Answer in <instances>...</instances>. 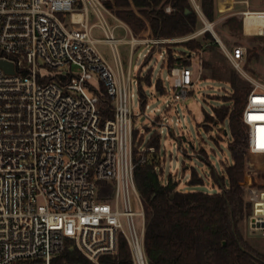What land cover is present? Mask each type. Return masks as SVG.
<instances>
[{
  "label": "built area",
  "instance_id": "1",
  "mask_svg": "<svg viewBox=\"0 0 264 264\" xmlns=\"http://www.w3.org/2000/svg\"><path fill=\"white\" fill-rule=\"evenodd\" d=\"M107 1L0 0V60L14 65L12 75L0 68V264H73L59 260L69 245L86 259V263L74 264H105L102 259L117 253L122 238L135 264H146V216L135 170L157 151L155 147L141 148L138 157L134 156L137 129L131 61L138 41L134 37L129 41V69L125 70L117 50L122 40L115 38V27L107 21V16H112ZM192 2L205 29L184 41L213 33L233 67L250 80L244 69L247 50L226 47L201 5ZM91 10L99 20L94 25ZM252 14L264 12L242 13L245 36V20ZM95 28L104 32V39L93 35ZM169 42L152 41L160 45ZM101 43L112 48L114 66L99 50ZM185 62L177 60L166 81L161 80L163 93L156 90L154 94L166 98L165 110L150 109L148 95L144 113L136 118L144 115L165 127L169 112L195 99L201 72L195 76L192 65ZM42 66L48 75L41 74ZM95 78L104 92L93 85ZM105 96L114 114L103 122L101 102ZM149 109L161 114L147 115ZM261 117L264 85L254 82L241 120L247 136L241 186L252 207L247 217L249 229L264 237ZM181 124L177 120L176 126ZM104 182L111 191L106 186L102 196ZM132 193L141 205L140 212L135 211ZM121 199L124 210L119 205ZM136 217L142 220L140 231Z\"/></svg>",
  "mask_w": 264,
  "mask_h": 264
},
{
  "label": "trees",
  "instance_id": "2",
  "mask_svg": "<svg viewBox=\"0 0 264 264\" xmlns=\"http://www.w3.org/2000/svg\"><path fill=\"white\" fill-rule=\"evenodd\" d=\"M105 4L135 35L150 29L156 39H174L192 34L197 29L199 16L191 0H110ZM168 6L171 7V13L165 11ZM201 7L208 20L214 22L217 13L215 0H201ZM188 10L190 13H187ZM205 35L212 34L206 32ZM212 41L215 43L214 37ZM187 48L196 52L193 49L201 50L204 44L191 40ZM167 53L169 58L166 66L170 70L179 59L170 48ZM216 79L220 80L218 77ZM142 81L152 86L151 75L138 81L139 101L144 108L148 94L143 89ZM226 81L233 91L227 100L232 106L229 104L215 109L214 115H205L207 123L229 120L233 137L229 146L233 165L226 168L223 175H218L215 170L212 172L214 182L220 187L219 192H181L178 183L172 178L167 183L161 180L158 172L161 167L159 138L151 139L147 144V147H155L157 152L136 167V183L146 216V264H264V256L249 245L238 225L252 211L241 187L247 147V136L241 120L253 87L236 72L229 73ZM155 86L156 90L163 93L160 80ZM113 114L110 99L103 97L102 121L112 118ZM201 154L204 159L207 158L205 150ZM203 182L194 171L190 184L199 185ZM106 186L111 191V186L101 183L102 196L107 191ZM59 260L60 263H86L85 257L71 245ZM102 262L135 264L129 245L123 238L120 239L117 253L104 257Z\"/></svg>",
  "mask_w": 264,
  "mask_h": 264
},
{
  "label": "rangeland",
  "instance_id": "3",
  "mask_svg": "<svg viewBox=\"0 0 264 264\" xmlns=\"http://www.w3.org/2000/svg\"><path fill=\"white\" fill-rule=\"evenodd\" d=\"M169 8L170 11H168ZM223 8L226 9L227 5L223 6ZM252 9L260 10L254 7H252ZM165 11L171 13V7H166ZM110 12L112 16H107V21L111 27H115V38L122 40L117 45V50L119 51L125 70L129 69L131 53L129 41L132 40V37L138 41L136 50L132 54L131 61L132 108L135 116L134 126L137 129L134 134L135 158L138 157L141 148L147 147L151 139L159 138L161 144V167L158 172L161 180L167 183V180L172 178L174 182L178 183L179 189L182 187L183 190H189L191 192H204L210 194L219 192L220 187L214 182L212 172L215 170L218 175H223L226 168L233 165L234 161L229 149L233 137L230 131L229 120L225 122L218 121L216 123H207L205 122V115H214L215 109H220L229 104L232 106L231 103L227 102L228 98L233 94L231 86L226 81L229 73H238L250 87H253L254 82L264 85V36H245L242 29L243 16L233 15L231 11L216 13L213 22L215 23L214 32L225 46L229 49L242 46L247 50L244 69L251 78L248 80L233 67L216 39L215 43L212 41L213 37L215 38L213 33L210 32L212 35L203 34L193 39L202 42L204 44L203 49H193V51L196 52H192L187 48L191 40H184H186L188 36L205 29V25L199 18L197 29L194 33L184 37L165 39L171 40V42L167 43L169 45H160L152 43V41L157 39L153 37L150 29L139 35H135L126 24L129 27L127 30V26L124 25L125 23L123 22V24L112 10H110ZM97 23H99V20L91 10V24L94 25ZM93 35L96 38H105L104 32L100 30V28H95ZM98 47L103 56L114 66L115 57L112 48L103 43ZM168 48L171 49L178 59L183 58V60L189 62L188 65H192L195 76H198L199 72H201V80L195 87V99L190 98L186 101V106H181L169 112L166 117V119L169 120V124H165V127H160L159 124L152 123L144 115L136 118L137 115L144 113L139 101L138 81L141 78L143 80L148 75H151L152 86H148L144 81H142V86L145 92L151 97L149 100L150 109H160L161 112H163L165 110L166 98L154 94L156 92L155 85L157 81H166V78L169 76V71L166 66L169 58L167 53ZM149 51H151V53L148 55L147 60L145 55H147ZM163 51H166L165 56L164 54L161 55ZM191 53L195 54L192 55V59L188 60ZM187 62L185 63L187 64ZM48 73V70L42 66L41 74L46 76ZM217 77L220 80L216 79ZM92 83L96 88L102 89V92H104L98 78H95ZM170 84L171 83L167 81L169 87ZM200 93L202 95H200ZM150 109L146 110L147 115L155 117L161 114H152L150 113ZM177 120H180L182 124L176 126ZM171 126L174 130L170 129ZM160 132L161 136L159 135ZM203 150L207 153V158L205 159L201 154ZM194 171L202 178L204 181L203 184H190V179ZM131 197L135 205V211L140 212L142 209L137 197L133 193ZM244 197L247 202L245 189ZM119 205L121 210H124L122 199ZM247 217L248 216H245V218L239 222V229L249 245L264 256V237L249 229ZM122 223L124 229L127 230L128 227L125 218H122ZM135 224L140 231L142 225L140 217L135 218Z\"/></svg>",
  "mask_w": 264,
  "mask_h": 264
},
{
  "label": "crops",
  "instance_id": "4",
  "mask_svg": "<svg viewBox=\"0 0 264 264\" xmlns=\"http://www.w3.org/2000/svg\"><path fill=\"white\" fill-rule=\"evenodd\" d=\"M195 1L196 3L201 5V0H195ZM191 3L193 5L192 0H191ZM215 3L217 7V12L231 11L233 15L242 16V13L246 11L264 12V0H215ZM226 5H227V8L224 9L223 6H226ZM252 7L259 8L260 10H254L252 9ZM210 23L214 24L215 26V23L213 22H210ZM124 25L127 26L126 24ZM131 35H132V32H131ZM181 189L183 190L182 187H180V190Z\"/></svg>",
  "mask_w": 264,
  "mask_h": 264
},
{
  "label": "bare ground",
  "instance_id": "5",
  "mask_svg": "<svg viewBox=\"0 0 264 264\" xmlns=\"http://www.w3.org/2000/svg\"><path fill=\"white\" fill-rule=\"evenodd\" d=\"M211 30V26L208 25ZM246 36H263L264 35V15H249L245 20Z\"/></svg>",
  "mask_w": 264,
  "mask_h": 264
},
{
  "label": "water",
  "instance_id": "6",
  "mask_svg": "<svg viewBox=\"0 0 264 264\" xmlns=\"http://www.w3.org/2000/svg\"><path fill=\"white\" fill-rule=\"evenodd\" d=\"M187 13H190V11L188 10ZM0 68L3 69L7 74H14V65L10 62L0 60Z\"/></svg>",
  "mask_w": 264,
  "mask_h": 264
},
{
  "label": "snow or ice",
  "instance_id": "7",
  "mask_svg": "<svg viewBox=\"0 0 264 264\" xmlns=\"http://www.w3.org/2000/svg\"><path fill=\"white\" fill-rule=\"evenodd\" d=\"M262 119H264V117H261Z\"/></svg>",
  "mask_w": 264,
  "mask_h": 264
}]
</instances>
